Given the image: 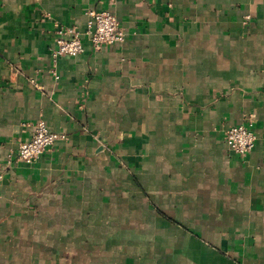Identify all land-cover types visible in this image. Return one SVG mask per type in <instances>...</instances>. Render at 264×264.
Here are the masks:
<instances>
[{
	"label": "crops",
	"instance_id": "obj_1",
	"mask_svg": "<svg viewBox=\"0 0 264 264\" xmlns=\"http://www.w3.org/2000/svg\"><path fill=\"white\" fill-rule=\"evenodd\" d=\"M89 9L124 40L53 59ZM0 264H264V0H0Z\"/></svg>",
	"mask_w": 264,
	"mask_h": 264
},
{
	"label": "built area",
	"instance_id": "obj_2",
	"mask_svg": "<svg viewBox=\"0 0 264 264\" xmlns=\"http://www.w3.org/2000/svg\"><path fill=\"white\" fill-rule=\"evenodd\" d=\"M87 13L89 16L83 30L75 25L59 24L55 27L53 59L61 55L81 53L84 50L83 39L88 40L94 49L124 40L125 31L120 27L114 13L107 9H89ZM31 127L30 136L19 143L16 152V158L24 163H31L44 150L65 137L64 133L49 129L42 119L33 122ZM256 139L251 117L229 125L224 137L229 150L242 158L250 152Z\"/></svg>",
	"mask_w": 264,
	"mask_h": 264
}]
</instances>
